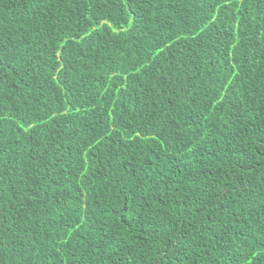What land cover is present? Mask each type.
Segmentation results:
<instances>
[{
  "label": "trees",
  "instance_id": "1",
  "mask_svg": "<svg viewBox=\"0 0 264 264\" xmlns=\"http://www.w3.org/2000/svg\"><path fill=\"white\" fill-rule=\"evenodd\" d=\"M0 264H264V0H0Z\"/></svg>",
  "mask_w": 264,
  "mask_h": 264
}]
</instances>
